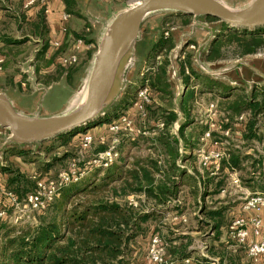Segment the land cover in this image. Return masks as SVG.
Instances as JSON below:
<instances>
[{
    "label": "rangeland",
    "instance_id": "374dc122",
    "mask_svg": "<svg viewBox=\"0 0 264 264\" xmlns=\"http://www.w3.org/2000/svg\"><path fill=\"white\" fill-rule=\"evenodd\" d=\"M139 1L141 0H124V10L136 5ZM218 1L235 9L246 6L252 0ZM0 7L8 8L9 10L20 8V12L23 9L26 11L24 6L22 9V6L19 5L18 0H0ZM6 12L0 10V34L8 36L11 40L10 42L24 41V44L10 45L7 50L3 45H0V55L6 56L5 65L0 71V93L5 94L18 110L28 112L33 107H37L42 100L41 97L45 96V94L30 95L32 91V84L29 82L30 77L38 80V83L41 84L40 86L44 87L53 85L51 83L59 76V81L62 78L65 79L71 88L74 78H82L83 72L89 69L90 64H88V61L90 63V57L92 60L97 48L96 45L91 48V56L89 57L88 55V60L82 59L71 67L62 66L58 60L59 56L66 51L70 42L59 48V50L52 48L54 49L50 55L52 67L51 71L46 75L41 72L42 70H39V66H44V60H38L39 63L35 67L31 65L32 62L37 60L35 51L43 43L48 46L46 39H41V43L32 35L34 28L31 24L33 22L22 23L18 30L17 22L9 15V11ZM219 29L220 24L218 22H209L203 18L194 21L191 16L184 18L180 15L165 13L153 15L143 24L140 40L135 45L132 61L129 63L130 69L126 74L124 86L122 90H119V87V92H117L118 94L110 109L99 117L92 127L75 129L68 133L71 136L68 141L49 140L37 146L26 147V150H12L7 143L6 131L0 130V168L10 169L13 172L12 177L20 175L34 180L32 176L39 175V180L36 181L37 184L39 181L57 182L61 174L73 175L79 181L85 180L95 171L94 167L91 168L92 166L98 168L100 165L104 167L105 164L110 165L117 161L119 154H125L124 152H128L131 162L138 158L146 163L157 161L158 165L160 164L159 166H161L163 151L159 139L165 140L169 137V134L170 136L173 134L178 136V130L181 126H185L187 131L188 129L207 127L206 133H210L209 139L201 142V138L206 133L198 136L197 144L193 150L188 152L192 156V160L181 163L180 166L187 168L188 173L192 175L200 173L203 176L204 184H202V187L204 191L201 194L203 196L201 197L202 199L198 200L201 206L214 212L220 210V208H225V205H223L225 202H228V205H232L236 202L238 189L227 184L223 175L221 177L208 178L205 174H202L203 168L200 164L202 155L196 152L201 148L211 149L213 147L212 144L216 142L224 144L228 151L250 152L253 154L254 159H258L260 157V146L264 142V114L257 117L256 125L260 128L257 134L260 135L261 139L259 141L252 139L248 142L241 138V135L237 136V131H235L248 121V116L245 115L244 119L240 121L238 117L241 115L234 117L224 112L220 106L221 100L216 97L218 94L214 93L219 92L218 89L213 92L204 90L203 94L195 96L190 103L189 117L184 116L179 108V99H181L183 94L191 89L197 92L200 90L197 84L201 82V77L197 76L199 74H196V72L228 83L231 79L244 78L246 76L245 68L240 63L254 60V58L259 59L258 62L264 61V48L254 55L240 57L236 55L233 47H231L221 50L222 59L207 64L205 58L207 47L219 33ZM210 35H213V37L210 38ZM161 40H167L170 42L169 44H173V48L169 50L159 49L160 47L158 46ZM84 44L87 43L84 42ZM5 50L6 53H4ZM206 64L209 66H206ZM30 66H32L31 71H26ZM149 69L157 72V74H161L162 71L165 72V77L162 79L169 84L170 92L168 88L167 90L165 88L164 92L156 96L149 91L148 87L142 84L136 88L134 87L139 84L138 79L142 77V74ZM39 72L41 73L39 74ZM162 76L160 75V77ZM22 83H24V86L21 85ZM127 88L130 89L125 94ZM66 89L67 85L63 81L53 85L47 91V95L42 101L41 111L44 116L56 113L64 108L70 99V92L69 90L66 91ZM234 91L231 90L230 94ZM224 92L226 91L220 90L221 94ZM169 112L177 115V121L174 122L168 133L166 130H161L163 128L161 122L156 123L154 120L160 118V113H163L162 116H167ZM109 119L111 120L108 121ZM113 127H118V130H111ZM225 130H229L228 136L224 135L223 132ZM85 138H91L89 144L85 142ZM236 146L240 149L237 150ZM121 147L124 148V151L122 150L121 153H118ZM101 148L106 150L105 153H111L110 156H104V153L100 152ZM23 152L30 153L27 157L28 161L24 162V158L21 157ZM180 153H183L181 149ZM32 164L34 166L31 167V170L33 169L31 172L27 173L24 171L26 166L28 168ZM259 170V168L254 169V171L250 170L248 175L252 172L260 174L261 171ZM102 174L100 173L98 176ZM245 177L250 176L244 175L243 178ZM7 178H9V175L0 173V182L3 185H6ZM24 178L20 180V191L22 193L28 189L29 185L26 181L28 179L25 180ZM207 180H212L213 184H208ZM219 182H221L220 188L226 189L225 192L209 195L215 190V185ZM187 192V189L181 190L178 202L173 201L168 210L158 208L159 212L157 214H160L161 218L151 222V228L158 230L155 235L161 240L180 236L191 238V250L194 251V258L202 256L213 259L221 258L217 252L219 253V249L225 250L223 247L224 242L226 243L225 233L235 215L231 211L225 213L223 220L227 225V230L223 227L214 232L213 229L207 227L209 224H200L198 222L197 218L201 220L203 215L198 212L194 206V201ZM29 193L31 192L27 194ZM126 201L135 207L141 206L142 210H147V212L152 205L151 202L146 201L143 195H128L126 196ZM179 211H181V214H178ZM9 215H11V211ZM32 223L13 226L8 222L0 221V226L2 227L0 229V244L3 234ZM1 230H4L2 234ZM151 238L152 235L146 238H137L134 243L129 245L121 263L118 264H152L148 258ZM4 254L7 255V253Z\"/></svg>",
    "mask_w": 264,
    "mask_h": 264
},
{
    "label": "trees",
    "instance_id": "16d2710c",
    "mask_svg": "<svg viewBox=\"0 0 264 264\" xmlns=\"http://www.w3.org/2000/svg\"><path fill=\"white\" fill-rule=\"evenodd\" d=\"M62 2L69 17L79 15L75 0H62ZM18 3L23 9L22 2L18 0ZM19 9L9 10L0 7L2 11L6 12L7 10V12H10L9 15L17 22L18 30L22 23L33 22L31 24L34 28L32 35L39 41L44 39L47 34L44 25V14L39 13L34 20H29L26 11L23 9L20 12ZM180 16L190 17L187 15ZM203 19L220 24L219 33L207 47L205 55L207 64L222 59L221 50L223 48L233 47L236 55L240 57L254 55L264 48V28L249 32L229 28L226 24L211 17H204ZM86 37L87 32L84 30L76 34L74 39L87 43ZM10 41L8 36L0 34V45H3L6 50L10 45L24 44V41ZM169 43L167 40H161L158 47L161 50L172 49L173 44ZM46 47V43H43L35 51L37 60L31 63L35 67L39 63L38 60H44L45 64L42 67L39 66V70L50 65V62L44 58ZM6 50L4 53H6ZM88 55L90 57L91 53H88ZM0 57L4 59L3 67L6 56L0 55ZM164 63L166 64V62ZM207 64L206 66H209ZM196 74L201 77V82L197 84L200 90L197 92L191 89L179 99V108L184 116L189 117L190 103L195 96L203 94L204 90L213 92L218 89L219 92L214 93L218 94L216 97L221 100L220 106L224 112L234 117L243 114L248 116V121L240 128L243 132V138L248 142L252 139L259 141L261 137L257 134V131L260 128L256 125L257 117L264 114V85L252 84L249 87H244L231 81L226 83L221 79H213L198 72ZM46 75L48 74L46 73ZM160 75L163 76L160 77ZM164 77V71L157 74V72L149 69L142 74V77L138 79L139 84L134 87L136 88L142 84L148 87L154 95L159 96L165 88L166 90L168 88L170 92L169 84L162 79ZM59 79L58 76L54 82H58ZM48 86L50 85L46 87ZM129 89L127 88L126 93H124L127 94ZM220 90L226 92L221 94ZM231 90L235 91L230 94ZM162 115L163 113H160V118L154 121L156 123L161 122L163 124L161 130L168 132L174 122L177 121V115L173 112H169L167 116ZM89 127H92V125ZM199 128L188 129L187 131L185 126H181L178 130V136L174 134L170 136L169 134V137L165 140L159 139L163 151L161 166L158 165L157 161L146 163L138 158L131 162L128 152H124L125 154H119L117 161L110 165L105 167L100 165L98 168L92 166L91 168L94 167L95 171L85 180H77L61 186L47 209L36 216L35 224L11 230L1 236L0 264L121 263L129 245L134 243L137 238H146L158 233L157 229L151 228V222L161 218V215L157 214L159 212L157 209L168 210L173 201L178 202L179 192L183 189L188 190L187 194L194 201V206L203 215L201 220L197 218L200 224H209L207 227L215 231L227 227L223 219L225 213L228 212V208L213 212L201 206L198 200L203 196H201L200 185L202 186L204 181L200 179L197 173L191 175L188 173L187 168L180 166L181 163L192 160V156L188 152L193 150L197 144V137L207 132V127H202L200 130ZM70 137L68 134H63L52 140L68 141ZM11 148L12 150H21L17 147ZM123 149L121 147L118 153H121ZM180 149L183 153H180ZM105 151L104 148L100 149L102 153H105ZM233 151H229V159L223 162L226 168H240L250 158L241 152ZM21 155L24 162L28 161L29 152H23ZM0 173L9 175L4 187L19 198H22L28 192H33L36 181L39 180V175L32 176L33 178H31L34 180L20 175L12 177L13 172L4 167L0 168ZM100 173L103 174L98 176ZM23 178L28 179L26 181L29 183L28 189L24 190V193L20 191V180ZM207 183L213 184V181L207 180ZM220 187L221 182L215 185V190L209 195L218 194ZM128 195H143L146 201L152 203L148 212L142 210L139 205L135 207L127 202L126 196ZM175 207L173 208L176 209ZM178 214H181V211ZM1 231L2 234L4 230ZM162 240L164 241L162 242L165 246L168 264H184L186 260H189L190 264H206L209 262V260L199 257L194 258V251L189 249L192 241L188 236L168 237ZM218 251L217 254H220L221 259L225 260V264H246L240 251L235 254L222 249ZM4 253H7V255Z\"/></svg>",
    "mask_w": 264,
    "mask_h": 264
},
{
    "label": "water",
    "instance_id": "95a60500",
    "mask_svg": "<svg viewBox=\"0 0 264 264\" xmlns=\"http://www.w3.org/2000/svg\"><path fill=\"white\" fill-rule=\"evenodd\" d=\"M162 13L187 15L194 21L211 17L229 28L249 32L264 28V0H252L235 9L218 0H141L105 25L96 44L85 88L75 105L55 115H28L0 93V130L6 131L9 146L25 149L93 125L110 109L119 87L122 90L124 86L144 22Z\"/></svg>",
    "mask_w": 264,
    "mask_h": 264
},
{
    "label": "crops",
    "instance_id": "0c3cea01",
    "mask_svg": "<svg viewBox=\"0 0 264 264\" xmlns=\"http://www.w3.org/2000/svg\"><path fill=\"white\" fill-rule=\"evenodd\" d=\"M22 2V5L24 6L25 2L27 0H20ZM76 5H77V11L79 13L78 16H70L67 21L62 20V16L66 14L65 11V5L62 2V0H50L48 4V9L49 12L45 15L43 13V10L38 6L35 5L34 7L30 8L29 11L26 10V14L28 19L31 18V20H34L36 16L39 13L44 14V25L47 30L46 34V41L48 44V48L45 51L44 58L45 60H48L50 62V65L45 66L42 68L41 72L44 74L48 73L51 71V60L50 55L54 49H52L53 44H58L61 47H64L67 43L74 41V36L76 34H79L80 32L84 31L87 32V37L86 40L88 41L87 44H84V46L81 47L79 53H78V62L84 59L85 61L88 60V53H90L91 48L94 47L97 44V41L105 27V25L118 13L122 12L124 10V0H75ZM59 50V49H56ZM59 60V59H58ZM259 59L254 60H248V62L240 63V65L244 66V72L246 73V76L244 78H239L237 79H231V82H234L237 85L244 86V87H249L252 84H258V85H264V61L258 62ZM59 62V61H58ZM77 62V63H78ZM88 64H91V57H90V63L88 61ZM239 64V63H237ZM90 66V65H89ZM237 67V66H236ZM235 68V67H234ZM233 68V69H234ZM32 66L28 67L26 71H31ZM87 69V68H86ZM88 70L83 72V77L80 79L74 78V81L72 83V87L70 88L68 84L66 83L65 79H61L60 81L53 83V85L60 83V82H65L67 85L66 91L69 90L70 92V99L67 102V104L64 106V108L56 113L52 114H47L49 115H55L58 114L62 111H64L66 108H68V105L70 102L77 96L78 92L80 91L81 85L83 81L86 79ZM231 70V69H230ZM39 72V74L41 73ZM32 74V73H31ZM225 78H227L225 76ZM223 79V78H222ZM32 80V81H31ZM29 82H31L32 86V91L30 92V95H36V94H45V96L41 97V102L40 104L36 107H33L31 111L28 112H21L28 114V115H37L40 114L41 116L44 114L42 113V101L45 99L47 95V91L51 89V86H40L41 84L38 83V80H35L33 78H29ZM22 83L21 85H23ZM34 97V96H33ZM238 135H241V138H243V132L242 130L236 129ZM237 135V136H238ZM239 138V137H238ZM7 139V138H6ZM245 140V139H244ZM236 149L238 146H236ZM244 155L249 156V160L245 162L244 164L241 165L240 168H226L224 167L223 163L221 164V173L215 176H210L209 173L206 171H202V174H205L208 178L212 177H218L223 175L225 178V181L227 184L231 185L228 180V173L230 174V171L235 170L237 172L240 185L239 187L233 186L236 189H238V195L236 198V202L233 203L232 205H228V202L223 203L225 205V208H228V211H231L235 216L233 218H236L242 214V200L245 196L248 194H255V193H262L264 192V186H262V176L261 174H257V172H252L248 175L249 171L254 169L259 168V171H262V165L261 162L258 159H254L253 154L250 152H245L242 153ZM34 164L29 165L28 168L27 166L24 168V171L27 173L31 172V167H33ZM191 174V173H190ZM192 175V174H191ZM203 180V176L199 173L198 174ZM244 175L250 176V177H244ZM225 188H220L219 193L222 194L225 192ZM200 191L202 193L203 187L200 185ZM222 209V208H220ZM36 221L32 224H35ZM226 228V227H225ZM227 230V228H226ZM215 232V230H213ZM228 231V230H227ZM153 235V234H152ZM155 235V234H154ZM157 236V235H156ZM225 239L226 243L224 242V249L226 252L235 254L238 251H240L243 256H244V261L246 264H251L250 261L247 259L245 252L241 248H236L235 246L232 245V243L228 240L227 238V232L225 233ZM191 250V247L189 248ZM193 251V250H192ZM201 259H206L209 260L206 264H225L224 260L221 258L213 259L209 258L206 256L200 257ZM189 261V260H186ZM211 262V263H210ZM185 264V261H184ZM190 264V261H189Z\"/></svg>",
    "mask_w": 264,
    "mask_h": 264
},
{
    "label": "built area",
    "instance_id": "2783aa9c",
    "mask_svg": "<svg viewBox=\"0 0 264 264\" xmlns=\"http://www.w3.org/2000/svg\"><path fill=\"white\" fill-rule=\"evenodd\" d=\"M50 0H27L24 8H30L38 5L46 15L49 12L48 4ZM69 16L64 14L63 21H67ZM84 46V41H71L66 51L59 56L60 64L64 67H71L78 62V53L81 47ZM53 48L59 49L60 45L53 44ZM4 63L3 57H0V71ZM244 114L239 116L240 121L244 119ZM220 129V128H219ZM111 130H118V127H113ZM225 136L229 135V130H225ZM238 135V134H237ZM239 136V135H238ZM210 133H206L201 142L209 139ZM87 144L91 138L84 139ZM211 149L201 148L196 153L201 154L202 170L209 173L210 176H215L221 173V164L229 159L228 148L222 143H213ZM111 153H104V156L109 157ZM259 160L262 165V186H264V142L260 146ZM106 166V164H105ZM258 174V173H257ZM78 180L77 177L69 174H61L57 182L39 181L36 184V189L19 198L13 192L7 190L0 182V221L8 222L13 226H22L35 221V216L45 211L53 198L56 196L58 189L66 184ZM229 183L239 187L240 181L235 170L228 173ZM242 212L244 214L233 218L227 231V238L236 248L244 250L247 259L251 264H264V192L248 194L242 200ZM11 211V215L9 212ZM148 258L152 264H167L165 246L162 240L153 235L149 245ZM189 264V261H185Z\"/></svg>",
    "mask_w": 264,
    "mask_h": 264
},
{
    "label": "bare ground",
    "instance_id": "6f19581e",
    "mask_svg": "<svg viewBox=\"0 0 264 264\" xmlns=\"http://www.w3.org/2000/svg\"><path fill=\"white\" fill-rule=\"evenodd\" d=\"M85 84H86V79L83 81L80 91L78 92L77 96H75V98L70 102V104L68 105V108L75 105L77 100H78V96H80L85 88Z\"/></svg>",
    "mask_w": 264,
    "mask_h": 264
}]
</instances>
